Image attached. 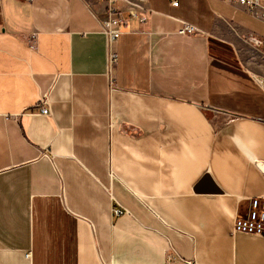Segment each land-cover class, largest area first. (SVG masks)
I'll use <instances>...</instances> for the list:
<instances>
[{
  "label": "crops",
  "instance_id": "crops-1",
  "mask_svg": "<svg viewBox=\"0 0 264 264\" xmlns=\"http://www.w3.org/2000/svg\"><path fill=\"white\" fill-rule=\"evenodd\" d=\"M173 1L109 73L102 3L0 0V264H264L232 231L264 193V20Z\"/></svg>",
  "mask_w": 264,
  "mask_h": 264
},
{
  "label": "built area",
  "instance_id": "built-area-1",
  "mask_svg": "<svg viewBox=\"0 0 264 264\" xmlns=\"http://www.w3.org/2000/svg\"><path fill=\"white\" fill-rule=\"evenodd\" d=\"M104 6L102 17L100 18L101 31L105 38L106 66L107 72L111 73L118 60V53L114 44L123 28L127 26L131 18L145 21L146 12L149 10L148 0H97ZM227 3L244 5L253 15L264 20V0H223ZM174 4L178 2L173 1ZM196 25L181 21L177 32L180 34L196 33ZM37 32L30 35L31 46L36 44ZM261 81V80H260ZM264 85V83H263ZM38 111L42 114H50V104L48 92L42 94L37 102ZM256 166L264 174V160H254ZM123 209H115L116 213H121ZM233 232H242L264 236V193L249 197V207L243 216H236L232 225ZM167 258L171 256V251L166 252ZM101 264H109L102 260ZM192 264H195L193 262Z\"/></svg>",
  "mask_w": 264,
  "mask_h": 264
}]
</instances>
